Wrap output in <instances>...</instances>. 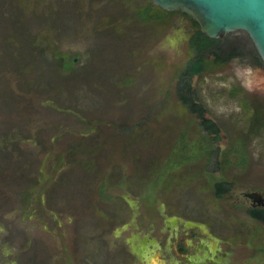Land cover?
I'll return each mask as SVG.
<instances>
[{
    "label": "rangeland",
    "instance_id": "obj_1",
    "mask_svg": "<svg viewBox=\"0 0 264 264\" xmlns=\"http://www.w3.org/2000/svg\"><path fill=\"white\" fill-rule=\"evenodd\" d=\"M151 3L0 0V264H264V65L237 32L192 78L213 143L178 90L193 21Z\"/></svg>",
    "mask_w": 264,
    "mask_h": 264
},
{
    "label": "water",
    "instance_id": "obj_2",
    "mask_svg": "<svg viewBox=\"0 0 264 264\" xmlns=\"http://www.w3.org/2000/svg\"><path fill=\"white\" fill-rule=\"evenodd\" d=\"M169 12L178 11L194 19L201 31L211 39L244 32L252 41L264 63V0H151ZM258 205L259 193L247 195Z\"/></svg>",
    "mask_w": 264,
    "mask_h": 264
},
{
    "label": "trees",
    "instance_id": "obj_3",
    "mask_svg": "<svg viewBox=\"0 0 264 264\" xmlns=\"http://www.w3.org/2000/svg\"><path fill=\"white\" fill-rule=\"evenodd\" d=\"M154 7L158 10L153 12ZM153 12V13H152ZM161 13V14H160ZM173 13L180 12H169L157 7L153 2L148 8H145L140 12V15L144 18H158L163 19L165 15H171ZM182 13V12H181ZM185 16V13H182ZM190 17V16H188ZM191 18V17H190ZM192 19V18H191ZM195 30L190 40V46L195 53V57L187 65L181 81L179 84V96L181 102L192 112L197 115L200 119L201 127L206 133L211 136L212 142H218L221 140L220 128L216 122L206 117V110L203 105L199 102V97L196 90L191 84V80L195 76H199L206 71L209 63L213 62L215 65H223L230 62L232 59L238 56L236 49H226L228 46L221 42L220 39H211L207 37L200 29L198 23L192 19ZM257 52V51H256ZM255 52V59L264 65L258 53ZM213 57L208 59V57ZM218 151V150H217ZM234 183L222 181L216 184V196L218 198L223 197L231 191ZM249 214L252 218L262 222L264 224V207L250 208Z\"/></svg>",
    "mask_w": 264,
    "mask_h": 264
},
{
    "label": "flooded vegetation",
    "instance_id": "obj_4",
    "mask_svg": "<svg viewBox=\"0 0 264 264\" xmlns=\"http://www.w3.org/2000/svg\"><path fill=\"white\" fill-rule=\"evenodd\" d=\"M258 207H264V204L262 205H257V204H254L252 205V208H258ZM192 229V228H191ZM186 236V235H185ZM185 242H186V239H181L179 241V243L177 244V251L180 253V254H183L184 251H185Z\"/></svg>",
    "mask_w": 264,
    "mask_h": 264
},
{
    "label": "bare ground",
    "instance_id": "obj_5",
    "mask_svg": "<svg viewBox=\"0 0 264 264\" xmlns=\"http://www.w3.org/2000/svg\"><path fill=\"white\" fill-rule=\"evenodd\" d=\"M153 259H154V260H153V262H152L151 264H157V263H158L157 257L154 256Z\"/></svg>",
    "mask_w": 264,
    "mask_h": 264
}]
</instances>
